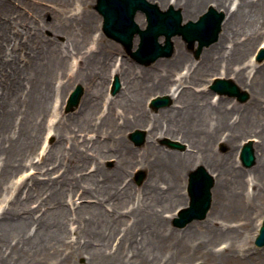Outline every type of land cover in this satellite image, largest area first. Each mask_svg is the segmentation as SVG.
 Listing matches in <instances>:
<instances>
[{
	"label": "bare ground",
	"instance_id": "obj_1",
	"mask_svg": "<svg viewBox=\"0 0 264 264\" xmlns=\"http://www.w3.org/2000/svg\"><path fill=\"white\" fill-rule=\"evenodd\" d=\"M19 1L32 7L34 19L16 0H0V264H79L83 255L80 264H160L173 256L187 263L198 255L220 264H264V249L250 251L243 228L231 224L264 204V62L252 57L264 37V0H156L161 8H180L183 22L196 19L210 1L224 6L225 17L218 39L198 61L174 36L173 55L148 68L120 57L102 32L94 37L91 31L101 23L90 9L94 0ZM48 11L52 19L46 21L42 14ZM143 15L135 17L141 28ZM45 28L53 36L44 37ZM29 30L40 45H27L22 63L19 35ZM138 41L135 36L134 48ZM217 70L248 89V102L212 98L210 87L199 88ZM115 75L122 87L110 95ZM78 81L85 93L76 112L65 115L61 109ZM153 90L174 103L158 112L148 109ZM52 111L59 117L48 124ZM135 127L147 129L141 148L126 138ZM48 136V149L34 155L33 140ZM164 136L186 142L187 149L160 146ZM241 136L255 141L250 169L238 158L240 143L232 154L215 149L220 139L234 146ZM110 157L109 169L103 162ZM23 164L39 173L10 182L8 173ZM195 164L215 177L212 205L204 220L175 230L168 223L175 212L165 209L188 204L181 185ZM137 167L147 171L140 186L132 181Z\"/></svg>",
	"mask_w": 264,
	"mask_h": 264
},
{
	"label": "rangeland",
	"instance_id": "obj_2",
	"mask_svg": "<svg viewBox=\"0 0 264 264\" xmlns=\"http://www.w3.org/2000/svg\"><path fill=\"white\" fill-rule=\"evenodd\" d=\"M158 1V0H157ZM156 0H155V2H157ZM41 2V4H47V3H45L46 1L45 0H43V1H40ZM211 2V5H213L214 6V1H210ZM95 3H96V0H94V4H92L91 6H90V9L92 10V11H94V12H96V14L99 16L98 17V19L99 18H101V23H102V16L97 12V10L95 9ZM17 4H20V6L22 7V9L24 10V11H26V13H27V15L30 17V18H33L34 19V17H35V15H36V13H35V11L32 9V7L29 5V4H27L26 2H23V1H19V0H16V5ZM49 6V5H48ZM74 6H76V4H74V3H71V5H70V7H74ZM210 6V3H209V5L208 6H206V8H205V10L208 8ZM216 8H217V10H218V8H220L219 10H221V12L223 11L224 12V6H220V5H217V6H215ZM180 9V8H179ZM75 10V9H74ZM205 10H203V11H205ZM202 11V12H203ZM201 12V13H202ZM144 16V19L146 20V16H145V14L143 15ZM191 17V16H190ZM188 18V19H191V18ZM42 18L44 19V20H46V21H49L50 19H52V14H51V12L50 11H48V12H45V13H43L42 14ZM100 23V24H101ZM100 24H98L97 25V27L95 26V27H93V30L91 31V32H94V37H97L98 35H99V33L100 32H102L103 33V36H104V38L105 39H107L108 41H111V42H113V43H115L118 47H119V51L117 52V54L121 57V56H124L125 58H127V59H129L131 62H134L135 64H138V65H140L141 67H144V68H148V67H150V66H152L158 59H162V58H170L173 54H171L170 56H161V57H159V58H157L156 60H154V61H152L151 63H149V64H144V63H140L139 61H137V60H135L133 57H132V55H131V53L120 43V42H118V41H116L115 39H112V38H110V37H108L104 32H103V30H102V24L100 25ZM222 29V28H221ZM29 32L30 33H28V31L26 32V33H24V34H22V35H19L22 39H23V41H24V43H23V45L21 46V47H19L17 50H16V52H17V54H19V56H20V61L22 62V63H24V61H26V60H28V58H27V56H28V49L26 48V47H28L27 45H34V47H38L40 44L39 43H37L36 41H35V39H32L33 37H34V34L29 30ZM90 32V33H91ZM220 32H221V30H220ZM220 32H219V34H220ZM42 34L44 35V37H47V36H53V31H52V29H50V28H45L43 31H42ZM179 38H180V40L184 43V45H185V48H186V50H187V52L190 54V56L193 58V59H195V60H199L200 58H201V54H202V52H203V50H204V48H208V47H210L212 44H214L215 43V41H213L211 44H209V45H206V46H202V49H199L198 48V42H195V43H193V44H190V43H187L181 36H178ZM28 39V41H26ZM138 39H139V37H138ZM56 40H58V41H63L64 40V36L63 35H56ZM95 39H91V37H90V39H89V43L91 44V43H93V41H94ZM164 40V38L162 37V39H161V41H163ZM262 40H264V37H262V38H260V40H259V43L258 42H256V48H258L259 46H258V44H260V43H262ZM26 41V42H25ZM94 44V43H93ZM262 48V47H261ZM261 48H259V49H261ZM197 50H200L199 51V53H197ZM253 50V48H251L249 51H248V54H251V51ZM258 53H259V50L257 49L256 51L254 50V52L252 53V57L254 58V60L255 61H257L258 63H263L264 62V57L262 58V59H260L259 58V56H258ZM181 67V66H180ZM219 70H217V71H215L214 73H211V72H209L208 74H206L205 76V78L204 79H202L201 80V83L203 82V83H205V84H201L200 85V87L199 88H203V87H210V84H208L207 82L208 81H210V82H212V80H213V78L214 77H221V75L219 74ZM114 77L115 76H113L112 77V81L110 82V84H109V87H108V93L110 94V95H116L117 93H119V91H120V89H121V87H122V84H121V82H120V87L118 88V90H116V91H114V83H113V81H114ZM229 78H231L232 80H234V77L233 76H229ZM120 81V80H119ZM235 81V80H234ZM235 83H236V81H235ZM78 84H81L82 85V87H83V94H82V96L84 95V93H85V87H84V85L81 83V82H75V83H73L72 84V88L70 89V91L68 92V94H67V97H66V99H65V102H64V105H63V109H61L62 111V113L63 114H73L74 112H76V110H77V108H78V106H79V104H80V102H81V99H80V101L76 104V105H71V106H69V108H68V104H67V101H68V97H69V95H70V93H71V91H73V89L78 85ZM104 90H105V85H104ZM241 90H243L244 91V93L245 94H241V95H247V98H246V100L245 101H241V100H239V97L236 95V97L235 96H228V95H224V94H218L217 92H215L211 87H210V93H209V96H214L215 98H217L218 96H223V97H225V98H227V99H230V101H231V99H232V101L231 102H237L238 104H245L246 102H248V100H249V94H250V92L248 91V89H246V88H243V87H241ZM154 93H156L155 94V96H166L167 97V99H168V102L167 103H165V104H163V105H161V106H158V107H153L152 105H151V98L153 97V95H154ZM149 94V93H148ZM147 93H146V95H148ZM82 96H81V98H82ZM213 96H212V98H213ZM152 97L146 102V106H147V108L148 109H150V110H152L153 112H158L160 109H162V108H166V107H169V106H171L173 103H174V99L172 98V97H170V95L169 94H167V93H160L158 90H153L152 91ZM145 99V98H144ZM54 112L55 111H52V114H50L49 116H48V118H47V120H49V119H51V121L50 122H48V124L49 123H53V122H55L56 123V121H57V119H58V115H55L54 114ZM54 114V115H53ZM61 114V113H60ZM14 117V116H13ZM12 122H13V120L11 121V124H12ZM136 129H140V130H142L144 133H145V139H144V141L142 142V143H139V144H137V143H135L131 138H130V133H131V131H133V130H136ZM146 134H147V129L146 128H142V127H135V128H132L131 130H129V131H127L126 132V138H127V140L132 144V145H134V146H136L137 148H141V147H143L144 146V144H145V142H146ZM44 136H46V133H45V135ZM50 139H52V137H50V136H48L47 137V139H46V141H44V140H42V142L40 141V139H34L33 140V142H32V148H33V154L34 155H36V153H37V155L38 154H40L41 153V151L42 150H45V149H48L47 148V140H50ZM249 139V138H248ZM251 139H254V138H252L251 137ZM247 140V139H246ZM246 140H244V136H241V137H238V138H236L235 139V145L234 146H230L228 143H226V141H224L223 139H220L219 141H217L216 143H215V149L220 153V154H228V153H234L235 151H236V149H237V147H236V145H237V143H240V147H239V153H238V157H239V154H240V150H241V148H242V146H243V144H244V142L246 141ZM254 141V140H253ZM54 142V139H53V141H52V143ZM255 142V141H254ZM157 143L160 145V146H164L165 148H168V149H170V150H174V151H180V152H182V151H185L186 149H187V143L186 142H183V141H180L179 139H175V138H171L170 136H164V137H160L159 139H158V141H157ZM171 143H178V144H180L181 146L180 147H173L172 145H171ZM239 160H240V158H239ZM240 162H241V160H240ZM104 165L106 166V168H112L113 167V165H114V159L112 158V157H110V158H107L104 162ZM241 164H242V166L243 167H245V169H250V168H252L254 165H255V163L252 165V166H250V167H246L245 165H243V163L241 162ZM29 165L30 164H28V165H20V166H18V167H15L16 169H14V171L12 172H9L8 173V177H9V179H10V182L12 181V178L14 177V180H18V181H20L21 179H22V177H23V175L25 174H29V172L30 171H33L34 170V172L35 173H39L38 171L36 172V167H34V168H29V169H27L28 167H29ZM33 165H35V164H33ZM33 165H31L30 167H32ZM199 164H195L194 165V167L191 169V171L195 168V167H197ZM206 167V166H205ZM25 169H27V170H25ZM191 171H189V173L191 172ZM139 172H142L143 173V176H142V179L141 180H138V174H139ZM210 172V171H209ZM189 173L187 174V177H185L184 178V180L182 181V185H181V189H182V192H184V193H186V194H188V191H187V185H188V176H189ZM211 173V172H210ZM32 174V173H31ZM54 174H57V172H55ZM212 174V173H211ZM214 177V176H213ZM146 178H147V171H146V169H143V168H140V167H137V169H136V173L134 174V176H133V179H132V181L134 182V184L136 185V186H140V185H142L143 183H144V181L146 180ZM214 179H215V177H214ZM214 185H215V181H214ZM214 185H212V188H211V192H212V189H213V187H214ZM4 195H5V191H4V193H3ZM189 195V194H188ZM75 199H77V197L75 196ZM67 200H68V198H67ZM78 201H80V199H78ZM3 203H6V202H2V204ZM0 205H1V203H0ZM212 205V197H211V204H210V206ZM183 206H185L184 204H183V202L180 204H178V203H173V204H170L169 205V207L168 208H166L165 209V213L166 214H169V213H172V212H175V215H177V210H178V208H180V207H183ZM176 207V208H175ZM210 209V208H209ZM209 211V210H208ZM264 216V204L260 207V208H258V209H253V208H248V209H246L244 212H242L241 214H239V215H237V216H235L233 219H234V221L232 220V219H230V221H231V224H235V223H237V224H239L242 228H243V235H244V241H246L247 242V244H246V246L247 247H250V251L252 250V251H254L255 249H264V245L263 246H259V245H257L256 243H255V237H256V235H257V233H258V224H259V221H261V219H262V217ZM202 220H204V218H202V219H194V221H189V222H187L184 226H177L176 224H174V222H173V218L172 219H170L169 220V225L172 227V228H174L175 230L176 229H178V230H183V229H185V228H187L188 227V225H190L192 222H200V221H202ZM247 220H249V224L247 225ZM72 223V222H71ZM71 223H70V225H71ZM75 225L74 226H76V223L75 222H73ZM255 235V236H254ZM71 238L73 239H75L76 238V234L75 233H72L71 234ZM225 242V239H218L217 241H215V243H219V242ZM224 245V243H220V244H218L217 245V248L218 247H221V246H223ZM85 261V256L83 255V256H81V257H78L77 258V262L80 264V263H82V262H84ZM175 261H177L176 263H174ZM179 261H183V259L182 258H178L177 256H173V257H171V258H169V261L168 262H166V263H160V264H187L188 262H189V264H196L198 261H204V262H209V263H213V262H216V261H214V260H212L211 258H209V257H201L200 255H198V256H195L194 258H191V260L190 261H186L187 263H183V262H179Z\"/></svg>",
	"mask_w": 264,
	"mask_h": 264
},
{
	"label": "water",
	"instance_id": "obj_3",
	"mask_svg": "<svg viewBox=\"0 0 264 264\" xmlns=\"http://www.w3.org/2000/svg\"><path fill=\"white\" fill-rule=\"evenodd\" d=\"M142 4L149 5L154 8L157 13H154L151 9L150 12V24L147 29L141 30L138 28L137 24L133 20V14L135 8L141 6ZM97 7L105 16L104 28L108 34L114 36L115 38L121 40L128 49L132 47L133 36L136 32H140L142 35V42L140 48L133 51L132 54L145 63L153 61L159 54H170L172 50V43L169 40L171 36V28L175 26L176 22L172 13L173 10L161 11L157 8L155 4L149 3L146 0H99ZM178 16L180 15L177 11ZM179 30L184 32L185 36L189 41H193L195 36L191 34L190 26L186 28H179ZM161 32H166L167 39L165 45H160L159 51L156 52L158 46L155 42L150 39L149 36L157 35ZM207 39L201 38V42H207ZM202 45L200 46V48ZM264 55V53H263ZM119 83L116 82V87ZM214 87L221 92H228L230 94H238L240 98L245 99L246 95H241L235 85H229L228 83L220 80ZM82 93V88L79 86L73 92L70 98V104H76ZM159 100L156 99L154 104L158 105ZM131 137L136 142H142L144 139V133L142 131H136L131 134ZM245 165L250 166L253 164L255 156L251 145L246 144L242 150L241 155ZM142 179V175L139 176ZM213 185V179L207 174L203 166H199L197 169L193 170L190 174L189 190L191 194L190 205L183 208L180 212V216L174 219V223L178 226L185 225L188 221L194 218H202L205 216L207 209L211 203V187ZM256 242L259 245L264 244V222L261 227L260 235L257 237ZM200 264H219V263H205Z\"/></svg>",
	"mask_w": 264,
	"mask_h": 264
}]
</instances>
